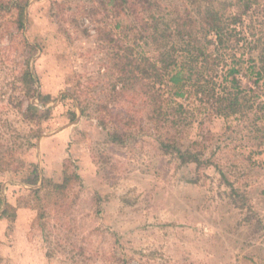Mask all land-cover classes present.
I'll return each mask as SVG.
<instances>
[{
    "label": "rangeland",
    "instance_id": "obj_1",
    "mask_svg": "<svg viewBox=\"0 0 264 264\" xmlns=\"http://www.w3.org/2000/svg\"><path fill=\"white\" fill-rule=\"evenodd\" d=\"M107 1L0 3V264H264V133L198 116L175 137L203 162L165 153L149 106L111 89ZM122 110L125 144L97 121L127 129Z\"/></svg>",
    "mask_w": 264,
    "mask_h": 264
},
{
    "label": "trees",
    "instance_id": "obj_2",
    "mask_svg": "<svg viewBox=\"0 0 264 264\" xmlns=\"http://www.w3.org/2000/svg\"><path fill=\"white\" fill-rule=\"evenodd\" d=\"M27 3L23 0L21 8ZM21 17L23 27L24 12ZM112 28L119 29L118 39L109 29L103 37L115 46L107 56L111 89L118 88L125 101L136 97L139 105L149 106L154 139L165 153L175 154L183 164L203 162L189 143L175 137L182 122L190 126L198 116V125L204 116L246 118L252 132L264 133V17L259 0H124ZM26 76L29 90L44 99L29 67ZM24 110L25 117L33 118L43 109L27 101ZM122 114L124 126L133 122L130 111ZM97 121L120 144L132 135L129 126L110 129L102 119Z\"/></svg>",
    "mask_w": 264,
    "mask_h": 264
},
{
    "label": "crops",
    "instance_id": "obj_3",
    "mask_svg": "<svg viewBox=\"0 0 264 264\" xmlns=\"http://www.w3.org/2000/svg\"><path fill=\"white\" fill-rule=\"evenodd\" d=\"M79 113H80V111H79ZM81 114V113H80ZM41 139V138H40ZM40 139L37 141L38 143H37V146H38V148H39V145H40ZM61 165V164H60Z\"/></svg>",
    "mask_w": 264,
    "mask_h": 264
}]
</instances>
